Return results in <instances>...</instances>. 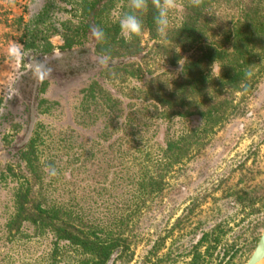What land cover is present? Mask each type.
<instances>
[{"label": "trees", "instance_id": "1", "mask_svg": "<svg viewBox=\"0 0 264 264\" xmlns=\"http://www.w3.org/2000/svg\"><path fill=\"white\" fill-rule=\"evenodd\" d=\"M117 5L129 11L127 0H74L57 52L39 38L48 5L18 37L22 50L36 53L60 83L94 74L77 91L68 132L43 135L38 115L59 101L43 96L47 81H37L33 65L19 82L22 122L5 110L0 114V127L7 122L9 129L0 130L8 155L0 187L11 185L0 264H164L173 253L187 256L184 264H229L220 224L194 244L174 239L161 254L170 231L164 224L151 240L149 212L170 173L178 177L216 128L246 116L248 98L264 75V0H203L199 7L183 0L165 35L156 31L149 0L143 35L131 41L115 22ZM97 25L106 32L103 43L91 35ZM105 52L108 68L98 63ZM192 118L197 126L177 127ZM91 129L94 135L83 133ZM220 245L222 257L215 252Z\"/></svg>", "mask_w": 264, "mask_h": 264}, {"label": "rangeland", "instance_id": "2", "mask_svg": "<svg viewBox=\"0 0 264 264\" xmlns=\"http://www.w3.org/2000/svg\"><path fill=\"white\" fill-rule=\"evenodd\" d=\"M73 1L0 0V114L5 110L14 120L22 122L25 114L19 82L38 57L36 53L25 50L22 59L17 60L9 54L10 46L20 45V34L24 29L32 28L36 14L48 5L49 19L40 26L45 30L39 38L47 39L53 51L57 52L63 43L61 23L69 18ZM93 74L89 72L66 84L60 83L51 73L47 75L43 96L58 100L59 106L38 115V120L45 127V137L69 131L67 125L72 126L74 107L78 102L77 91ZM100 81L107 89L111 88L107 81ZM14 97L19 100L13 101ZM246 108L245 117L216 128L206 149L187 160L178 177L170 173L172 177L167 180L168 187L160 202L149 212L151 240L155 231L164 224L166 232L170 231L161 254L171 249L174 239H179L180 244L190 240L194 244L203 232L217 224H220L217 229L219 239L226 244L227 252L224 253L223 245L215 252L221 250L220 257L225 254L224 262L245 264L253 252L264 228V75L249 96ZM198 124L199 120L192 118L177 127ZM0 130H9L7 122ZM23 132L20 130L16 137L20 138ZM83 133L94 135L96 131L91 129ZM7 159V149L0 140V169ZM10 189L11 185L0 187V226L7 214ZM177 219H181L180 228L174 229ZM140 250H136V256ZM188 260L187 256L173 253L164 264H184Z\"/></svg>", "mask_w": 264, "mask_h": 264}, {"label": "clouds", "instance_id": "3", "mask_svg": "<svg viewBox=\"0 0 264 264\" xmlns=\"http://www.w3.org/2000/svg\"><path fill=\"white\" fill-rule=\"evenodd\" d=\"M189 3L193 7H199L203 0H189ZM151 6L156 10V14L153 16L156 31L158 34L165 35L172 26L171 14L183 8V0H151ZM121 7V5H117L115 22L119 24L122 37L126 41H131L133 37L142 36L145 30L142 15L149 9V0H127L129 11H120ZM91 35L97 42L103 43L106 40L105 30L98 25L91 29ZM9 54L17 60L24 56L21 46L17 44L10 46ZM110 61L111 55L108 52L98 58V63L104 68H108ZM32 71L37 81L43 82L51 69L43 60H37L33 63ZM47 169H50L51 176L57 175V170L51 165H47Z\"/></svg>", "mask_w": 264, "mask_h": 264}, {"label": "water", "instance_id": "4", "mask_svg": "<svg viewBox=\"0 0 264 264\" xmlns=\"http://www.w3.org/2000/svg\"><path fill=\"white\" fill-rule=\"evenodd\" d=\"M245 264H264V228L253 252Z\"/></svg>", "mask_w": 264, "mask_h": 264}]
</instances>
